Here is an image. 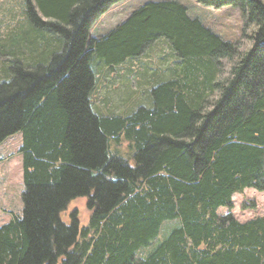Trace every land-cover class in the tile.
<instances>
[{
    "label": "trees",
    "instance_id": "1",
    "mask_svg": "<svg viewBox=\"0 0 264 264\" xmlns=\"http://www.w3.org/2000/svg\"><path fill=\"white\" fill-rule=\"evenodd\" d=\"M124 1H24L29 32L61 45L50 61L14 58L0 82V143L20 134L24 186L22 216L0 226V264H264V217L217 215L233 194L264 191V0H195L234 8L254 27L252 47L220 83L212 73L235 44L177 1L148 2L91 39L100 16ZM161 40L177 66L196 64L189 85L171 75L150 88L151 108L99 116L92 60L113 69ZM79 198L88 223L74 211L67 225L60 216Z\"/></svg>",
    "mask_w": 264,
    "mask_h": 264
},
{
    "label": "rangeland",
    "instance_id": "2",
    "mask_svg": "<svg viewBox=\"0 0 264 264\" xmlns=\"http://www.w3.org/2000/svg\"><path fill=\"white\" fill-rule=\"evenodd\" d=\"M24 1L0 0V82L11 78V73L7 69L15 60L14 58H20L28 66L42 63L48 58L50 61L49 55L58 50L61 45L60 40L48 31L31 30L29 32L28 23L23 14ZM156 1L160 0H125L112 6L90 29L91 39L94 41L101 39L104 34H108L119 26L125 15L131 14L132 11L148 2ZM174 1L185 6L192 18L200 20L223 41L235 44L237 48L235 56L232 59H220L212 73L214 81L218 83L225 81L230 76L235 62L238 63L241 56L252 47L254 27L245 26L240 12L234 8L215 10L198 5L195 0ZM177 59L169 45L162 40L147 49L138 59L127 60L123 66L113 69L103 66L98 59L94 58L91 67L96 79L92 95L95 112L102 117L125 119L133 112L135 113L139 107L151 108L153 99L150 88L167 80L171 75L176 76L175 79H180L182 84L185 82L188 86L196 64L182 62L177 66L174 63ZM168 69L170 73L167 78H164L163 75L168 73ZM218 95V91H214L208 98L209 101H214ZM125 136L124 134L118 140L123 143L128 141ZM20 143V134H15L0 143V226L9 223L12 215L22 216L21 192L24 186L22 157L19 153ZM114 144L115 141L109 139L111 148ZM124 147L125 144L121 148L124 149ZM124 150L126 154L128 153L127 156L131 153L129 147ZM124 152L121 153L122 156ZM230 201L231 209L224 208L225 206L217 209L219 217L230 214L240 223L264 217V191L244 189L241 193L233 194ZM86 202L87 198H79L69 203L67 210L60 216L62 221L69 225L72 220L71 213L77 211L80 224L87 225L90 212ZM171 227H174V223L164 224L161 227L159 239H164ZM145 251L147 249L138 251L137 257L141 259Z\"/></svg>",
    "mask_w": 264,
    "mask_h": 264
},
{
    "label": "crops",
    "instance_id": "3",
    "mask_svg": "<svg viewBox=\"0 0 264 264\" xmlns=\"http://www.w3.org/2000/svg\"><path fill=\"white\" fill-rule=\"evenodd\" d=\"M127 15H129V14H127ZM127 15H125L124 20L126 19ZM100 20H101V19H100ZM124 20H122L120 23H122ZM120 23H119V24H120ZM104 35H105V34H104ZM104 35H103V36H104Z\"/></svg>",
    "mask_w": 264,
    "mask_h": 264
},
{
    "label": "bare ground",
    "instance_id": "4",
    "mask_svg": "<svg viewBox=\"0 0 264 264\" xmlns=\"http://www.w3.org/2000/svg\"><path fill=\"white\" fill-rule=\"evenodd\" d=\"M117 5V4H116Z\"/></svg>",
    "mask_w": 264,
    "mask_h": 264
}]
</instances>
